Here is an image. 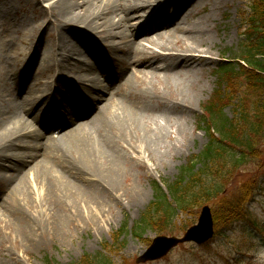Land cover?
<instances>
[{"label":"bare ground","instance_id":"1","mask_svg":"<svg viewBox=\"0 0 264 264\" xmlns=\"http://www.w3.org/2000/svg\"><path fill=\"white\" fill-rule=\"evenodd\" d=\"M39 1H51L36 10L45 26L27 21L23 26L30 43L37 39L32 58L40 73L56 76L55 103L42 79L32 77L24 64L11 67L6 56L0 78V224L15 218L19 235L30 238L43 225L62 230L93 221L99 226L97 217L105 210L142 204L141 186L121 182L146 176L147 161L162 164L185 144L182 123L199 104L198 78L212 63L194 11L209 0ZM48 24L52 32L44 45ZM179 28L189 43L175 36ZM116 57L122 68L117 75ZM98 72L105 77L102 84ZM170 76L180 79L176 88L150 82ZM153 111H161L171 130L169 143L163 142L165 125L145 124Z\"/></svg>","mask_w":264,"mask_h":264},{"label":"rangeland","instance_id":"2","mask_svg":"<svg viewBox=\"0 0 264 264\" xmlns=\"http://www.w3.org/2000/svg\"><path fill=\"white\" fill-rule=\"evenodd\" d=\"M35 1L0 0V78L3 57L6 56L11 67L17 63L24 64L32 77L42 79L43 84L47 86V94L52 100L57 82L56 76L53 73H49L47 76L40 73L36 61L32 58L37 46V39L30 43L23 26L25 21L31 25H41V29L46 24H41L42 18L36 19L38 14L36 10L46 9L51 1H39L38 3ZM249 1L209 0L205 5L195 6L194 11L198 12L195 19L200 21L205 28L206 37L209 40L206 55L212 60V63L203 67V74L198 78V85L202 87V91L197 93L200 102L194 105L195 111L186 115V122L182 123L185 144L180 145L181 149L173 151L171 158L165 157L162 164L158 161H154V163L147 161L149 172L146 176L137 180L133 175L127 181L121 182L123 186L128 183L132 186L140 185L144 194L143 203L137 207L123 204L120 209L105 210L103 216H100L101 218L97 217L96 212L89 210L88 213L93 214L95 220L96 217L100 219L99 226H96L93 221L87 226L64 227L62 230L43 225L37 236L31 238L19 235L18 222L15 218H5V220L3 219L4 223L0 224V227L3 228L0 233V264H76L84 255L95 257L99 254L107 258L110 264H136L135 260L146 250L153 238L160 235L181 237L188 228L197 223L199 211L203 205L210 207L212 216H218V213L220 215L217 210L220 204L225 200L236 202L241 192V185L247 181L251 182L250 180L253 179L257 184L253 191V198L247 205L250 223L236 222L228 228H222L220 221H217V225L214 223V236L205 245H180L165 258L146 264H264V138L259 139L260 141L256 144V158L246 156L241 166L232 168L231 157L233 155L238 157L239 151L229 148L219 164L216 163L209 171L203 170L204 174H208L209 177L200 176L199 178L202 181H207V186L213 185V183L219 184L225 177L226 181L222 186L224 191L220 195L214 198H204V200L199 199L200 202L187 211L175 213L167 227L161 226L162 229L157 231L147 230L141 239L136 238L132 233L142 212L155 199V185L160 187L167 201L172 202L167 185L178 181L185 167H189L191 163H198L197 158L206 149L210 138L206 134L208 123L203 124L204 111H207L208 105L215 100V97L222 96L221 105L224 108L222 113L225 118L232 121L235 117L234 113L238 111L240 105H244L242 108L246 106V101H248L246 100L247 83L241 80L231 85L228 84L225 88H220L219 80L216 79L215 74L221 59L235 62L241 56L244 45L241 36L245 22L243 14L248 11ZM211 5H214L215 8L212 12L210 11ZM207 15L210 16L208 22L206 21ZM179 27H184V25H179ZM180 28L175 32V36L185 38ZM41 29L39 28L40 31ZM51 30L52 26L48 24L42 33L41 38L44 45L50 42L49 33L52 32ZM185 40L186 43H189V40L186 38ZM139 43L144 44L143 41ZM68 55L72 54L65 52V56ZM116 58L113 63L115 75L121 73L122 70L120 60L118 57ZM81 59L89 61L86 55ZM258 60L264 61L260 57ZM134 73V70H130L128 75L133 76ZM179 81L178 77L170 76L168 81L159 77L152 78L150 82L158 88H166L168 84L176 88ZM7 85L10 87V84ZM144 86H150L149 82H145ZM230 86L232 88H229ZM4 88L6 87H2V89ZM17 88L19 90L20 86ZM16 93L15 96H17ZM62 101L63 99L59 98L62 106H67ZM251 104L247 103L248 110L251 109ZM56 105L59 106L57 102ZM209 109L215 113L219 107L209 106ZM209 118L211 119V114ZM156 121L165 125L163 126L165 128L163 142L169 143L168 133L171 130L164 123L161 111H153L145 124L150 128H155ZM211 123L217 132L219 129L214 120H211ZM176 138H178L177 133ZM52 139L58 141L59 137ZM178 143H180L179 140L175 145ZM196 167L202 171L200 164ZM31 186L35 191L33 196L36 199L39 198L32 181ZM120 230H123V233L116 243L114 237Z\"/></svg>","mask_w":264,"mask_h":264},{"label":"trees","instance_id":"3","mask_svg":"<svg viewBox=\"0 0 264 264\" xmlns=\"http://www.w3.org/2000/svg\"><path fill=\"white\" fill-rule=\"evenodd\" d=\"M243 17L245 22L241 36L244 45L241 56L235 62L221 59L215 77L219 80L220 88L241 80L247 83L246 100L249 102L246 101V109L242 108L244 105H240L232 121L225 118L222 113L224 108L221 105L223 101L221 95H217L215 100L208 105L203 119V124L208 123L206 134L210 137L206 149L197 158L198 163H191L189 167H185L180 174V179L167 185L172 202H168L160 187L155 185L154 201L142 212L132 229L136 238L141 239L147 230L157 231L162 229L161 226L167 227L175 213L187 211L200 202L199 199L204 200V198H214L220 195L224 191L222 186L226 181L225 177L223 182L209 186H207V181H202L199 177L208 178L209 175L204 174L203 170L209 171L216 163L219 164L223 156L227 154V149L239 151L238 157L230 155L232 156V168L241 166L246 156L256 158V144L260 141L259 139L264 138V61L258 60L259 57L264 59V0H250L248 11L244 12ZM247 103H252L250 110H248ZM209 106H218L219 109L214 113V111H209ZM253 109L254 111H251ZM211 120H214L219 129L217 132ZM198 164L201 165L202 171L197 169ZM250 181L241 185V192L236 202L225 200L220 204L217 209L220 215L219 213L218 216L213 215L216 225L217 221H220L222 228H228L236 222H251L247 205L253 198L257 183L254 179ZM198 183L202 185L199 186ZM122 233L123 230H120L115 235L116 243ZM76 264H110V261L101 254L95 257L84 255Z\"/></svg>","mask_w":264,"mask_h":264},{"label":"water","instance_id":"4","mask_svg":"<svg viewBox=\"0 0 264 264\" xmlns=\"http://www.w3.org/2000/svg\"><path fill=\"white\" fill-rule=\"evenodd\" d=\"M214 236V221L208 205L201 207L197 223L188 228L181 237L156 236L146 250L135 260L136 264L156 262L183 244L203 245Z\"/></svg>","mask_w":264,"mask_h":264}]
</instances>
